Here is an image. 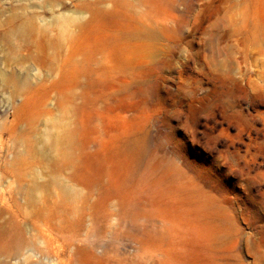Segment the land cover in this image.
Returning a JSON list of instances; mask_svg holds the SVG:
<instances>
[{
    "label": "rangeland",
    "instance_id": "1",
    "mask_svg": "<svg viewBox=\"0 0 264 264\" xmlns=\"http://www.w3.org/2000/svg\"><path fill=\"white\" fill-rule=\"evenodd\" d=\"M0 264H264V0H0Z\"/></svg>",
    "mask_w": 264,
    "mask_h": 264
}]
</instances>
